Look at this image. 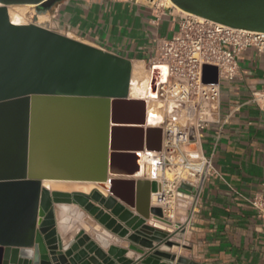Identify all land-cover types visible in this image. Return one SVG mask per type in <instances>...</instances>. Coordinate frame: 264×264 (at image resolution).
Wrapping results in <instances>:
<instances>
[{
	"label": "water",
	"instance_id": "obj_1",
	"mask_svg": "<svg viewBox=\"0 0 264 264\" xmlns=\"http://www.w3.org/2000/svg\"><path fill=\"white\" fill-rule=\"evenodd\" d=\"M62 1L0 0V264H175L170 251L181 230L151 207L158 183L131 179L140 172L138 153L160 151L163 138L161 129H144L146 102L129 96L132 60L10 21V6L43 11ZM171 1L194 16L264 33V0ZM206 69L217 84V70ZM165 77V68L153 69V95ZM46 181L98 187L52 191ZM58 204L81 207L128 245L104 248L83 229L67 242Z\"/></svg>",
	"mask_w": 264,
	"mask_h": 264
},
{
	"label": "crops",
	"instance_id": "obj_2",
	"mask_svg": "<svg viewBox=\"0 0 264 264\" xmlns=\"http://www.w3.org/2000/svg\"><path fill=\"white\" fill-rule=\"evenodd\" d=\"M166 16L171 22L164 21ZM179 16L129 0L74 1L62 7V19L83 40L144 64L156 54L154 39L171 37ZM238 63V78L221 82L217 122L203 131L201 140V150L212 158L217 174L205 183L195 208L179 211V247L170 251L175 264H264L262 222L248 204V199L264 195V108L252 102L254 94H264V52L249 48ZM88 216L106 246L92 236L97 243L104 248L128 245ZM58 219L56 211L59 229Z\"/></svg>",
	"mask_w": 264,
	"mask_h": 264
},
{
	"label": "built area",
	"instance_id": "obj_3",
	"mask_svg": "<svg viewBox=\"0 0 264 264\" xmlns=\"http://www.w3.org/2000/svg\"><path fill=\"white\" fill-rule=\"evenodd\" d=\"M153 42L156 54L146 64L151 73V86L155 67L165 68L166 77L157 85L155 95L150 86L141 97L130 98L146 102L144 129L160 128L162 147L160 151L138 153L140 171L141 157L147 156L149 176L139 172L131 179L157 182L159 189L151 194V207L161 208L164 218L176 230H182L179 211H187L190 205L195 208L205 183L217 174L212 158L201 150V140L203 131L217 122L221 82H233L238 78V60L243 51L254 48L259 53L264 52V33L233 29L193 16H179L172 36L156 37ZM207 67L217 70V84L208 82L213 72ZM252 102L264 108V94H254ZM151 110L156 113L152 118ZM192 129L195 141L191 140ZM183 184L192 188L190 193L181 191ZM248 204L264 230V195L248 199Z\"/></svg>",
	"mask_w": 264,
	"mask_h": 264
},
{
	"label": "bare ground",
	"instance_id": "obj_4",
	"mask_svg": "<svg viewBox=\"0 0 264 264\" xmlns=\"http://www.w3.org/2000/svg\"><path fill=\"white\" fill-rule=\"evenodd\" d=\"M137 2H146L148 4H151L152 6H156L157 10L160 12H169L170 9H175V11L179 14L185 15V16H194L192 14H189L180 8H178L171 0H137ZM8 13L10 17V21L13 24L16 25H29V24H35L41 27H46L48 22L51 20V14L48 10L46 11H40L38 10L36 5H14L10 6L8 8ZM199 19L206 20L204 18L197 17ZM66 36H69L71 38H74L76 40H80L79 37H76L71 34H67ZM85 43H88L90 45H93L90 42H87L85 40H80ZM147 68V69H146ZM144 66V63H133V69H132V78H131V86L129 90V96L132 98H138L141 97V95L144 92H147L149 90V87L151 86V73L149 68ZM150 117H154L156 115L154 110H151L149 113ZM148 129H160L158 127L156 128H148ZM153 151V150H152ZM146 154L141 157V171L140 174L142 176H149L150 169L148 165L146 164ZM150 180H152L151 177H149ZM44 185H46L50 190H56L61 192H73V191H80L90 194L91 191L98 187L95 183H80V182H44ZM75 206V205H74ZM72 210L70 205L66 204H58L56 205V211L59 217V231L64 239H67L70 237L71 227L68 225V214ZM73 213H76V210L73 211ZM79 216H82L81 212H78ZM99 230V227L96 228ZM86 230V229H85ZM87 232V231H86ZM177 238V237H176ZM97 241L106 246V241L103 237L99 236L97 238Z\"/></svg>",
	"mask_w": 264,
	"mask_h": 264
},
{
	"label": "rangeland",
	"instance_id": "obj_5",
	"mask_svg": "<svg viewBox=\"0 0 264 264\" xmlns=\"http://www.w3.org/2000/svg\"><path fill=\"white\" fill-rule=\"evenodd\" d=\"M74 1L92 2V1H96V0H67V1H62V2L55 4L50 9H46L51 14V20H50V22H48V24L46 25L45 28L50 29L52 31H55L57 33L63 34V35L73 33L74 36L79 37L80 40H83L79 35H77L75 33V31L72 29V27L69 26L68 23H66L62 19V7L64 5H66L68 2H74ZM129 1L137 2V0H129ZM141 3H144V2H141ZM145 4L153 7L154 9H157L156 6H152L151 4H148L146 2H145ZM46 10H43V11H46ZM173 11H175V9H173ZM175 13L180 15V16H185V15L177 13L176 11H175ZM164 21L171 22L170 16H166ZM144 66L146 68V64H144ZM70 206L72 208V210L68 214V216H69L68 217V225L71 227L70 236L73 234H77V232L82 230V229L83 230L86 229L85 231H87V233H89L91 236H95L97 239L99 237V235H97V233H96V231H97L96 228L98 226H94L95 224L91 220V218L88 216V213L79 206H74V205H70ZM75 210H76V213H73V211H75ZM78 212H81L82 216L77 215Z\"/></svg>",
	"mask_w": 264,
	"mask_h": 264
}]
</instances>
